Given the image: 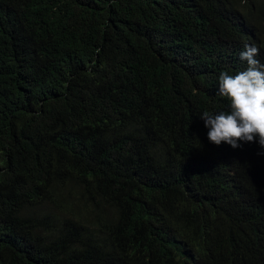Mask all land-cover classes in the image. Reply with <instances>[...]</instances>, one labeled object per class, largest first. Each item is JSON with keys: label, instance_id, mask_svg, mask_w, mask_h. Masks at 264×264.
I'll return each mask as SVG.
<instances>
[{"label": "trees", "instance_id": "1", "mask_svg": "<svg viewBox=\"0 0 264 264\" xmlns=\"http://www.w3.org/2000/svg\"><path fill=\"white\" fill-rule=\"evenodd\" d=\"M218 1L0 0V264H264L215 213L264 208V148L198 145L264 0Z\"/></svg>", "mask_w": 264, "mask_h": 264}, {"label": "clouds", "instance_id": "2", "mask_svg": "<svg viewBox=\"0 0 264 264\" xmlns=\"http://www.w3.org/2000/svg\"><path fill=\"white\" fill-rule=\"evenodd\" d=\"M214 3L219 6L224 3L230 5L225 17L217 20L243 23L257 13V5L251 0H239L237 8L231 7V0H219ZM258 54V46L245 45L239 53V58L246 61V70L239 72L236 70L237 65L231 61L228 72L220 73L216 94L225 100L224 109L217 115L204 112L200 116L209 131L208 137H203L204 141H198V145L227 154L244 150L254 142L264 148V64L256 59ZM238 181L229 187L228 201L215 205V213L222 216V206L232 204V208L223 217L225 228L221 234L229 239L225 233H230L250 244L262 247L263 205L258 199L250 200L242 195L240 188L245 186L240 187ZM217 222L220 225L221 222L219 220Z\"/></svg>", "mask_w": 264, "mask_h": 264}]
</instances>
